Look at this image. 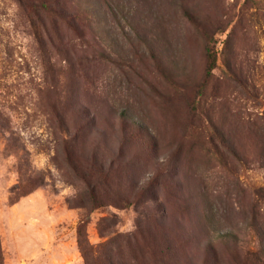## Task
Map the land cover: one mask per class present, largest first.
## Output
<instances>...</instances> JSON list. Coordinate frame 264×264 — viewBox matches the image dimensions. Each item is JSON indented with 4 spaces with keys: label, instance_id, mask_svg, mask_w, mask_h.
I'll list each match as a JSON object with an SVG mask.
<instances>
[{
    "label": "rangeland",
    "instance_id": "obj_1",
    "mask_svg": "<svg viewBox=\"0 0 264 264\" xmlns=\"http://www.w3.org/2000/svg\"><path fill=\"white\" fill-rule=\"evenodd\" d=\"M66 2L82 32L51 43L18 0H0V264H87V209L69 203L86 186L62 131L78 114L93 118L78 154L115 170L106 190H151L89 213L101 254L114 236L128 251L141 226L130 264H154L157 242L166 264H264V0Z\"/></svg>",
    "mask_w": 264,
    "mask_h": 264
},
{
    "label": "trees",
    "instance_id": "obj_2",
    "mask_svg": "<svg viewBox=\"0 0 264 264\" xmlns=\"http://www.w3.org/2000/svg\"><path fill=\"white\" fill-rule=\"evenodd\" d=\"M18 1L24 13L28 15L32 20L37 37H39L41 33L43 34L44 32V34L48 37V41L50 40L51 43L55 42V39L58 43H64V29L69 28L78 33L82 32V22L84 19L83 12L79 10V8H69L66 0ZM85 25L87 27V31H90L91 24L87 23ZM43 37L44 36H42L41 41L46 42ZM216 64L217 55L211 48H208V74H212L214 68L216 67ZM81 116L78 114V116L75 115L70 119H66L62 128L63 134H65L69 164L76 172L77 177H79V179L86 186L83 191L78 192L71 199L72 201L69 200V203L72 207H82L87 209L86 214L81 217L77 228L79 248L87 264H104L105 261H107L105 264H127L128 261L130 264L131 261H141L143 251H140V249L138 250L137 247H133V243L136 242L138 237L137 234H139L140 231V235H143L144 233V230L141 226L139 227L137 233H135V241L132 242V239H128V251L122 244H120L118 248L112 247V242L115 237L114 236L110 238V240H108L106 243L102 244V246H106L108 244L107 246H109V250L105 251L104 254H101V246L99 247L93 245L87 236L86 226L89 222V213L91 211L111 204L117 207H125L126 205H131L132 203L142 204L151 190H138L136 194L134 193V190H129L128 193L117 191L115 194H113L111 190H106V188L113 187L115 184V181L117 179V177L113 174L115 170L113 171L112 167L105 168V165L97 158L96 155L83 159L78 154L77 144L75 143L80 140V133L81 130H83V127L85 125L91 126V121L93 120L92 117H90V120H86L83 115ZM83 119L85 120V122L83 121ZM30 182L31 185H24L25 188L23 189L20 188L21 185L13 187L12 192L16 193L15 200L31 192L36 187L44 184V179L42 180V177L39 178L38 176L36 181L30 180ZM17 188L18 191H16ZM101 231V235H104L105 232H103V228ZM157 243L159 245V251L155 250L153 246L150 250L155 258L154 264H166L165 255L161 253L162 257L160 258L158 256V253L162 249V245L160 242ZM125 252H127L128 254L131 252V254H129L130 256H127L125 260H122L120 262L115 259L116 257L124 258Z\"/></svg>",
    "mask_w": 264,
    "mask_h": 264
},
{
    "label": "crops",
    "instance_id": "obj_3",
    "mask_svg": "<svg viewBox=\"0 0 264 264\" xmlns=\"http://www.w3.org/2000/svg\"><path fill=\"white\" fill-rule=\"evenodd\" d=\"M67 240H65V239H61L58 243H55V245L53 246V247H55L56 249H58V250H60L61 251V253L66 257V256H68L67 255V253H66V251H67ZM52 248L51 247H49V250H51ZM52 251V250H51ZM51 254V253H50ZM49 254V255H50ZM57 264H65V262H61V261H56V260H54Z\"/></svg>",
    "mask_w": 264,
    "mask_h": 264
}]
</instances>
